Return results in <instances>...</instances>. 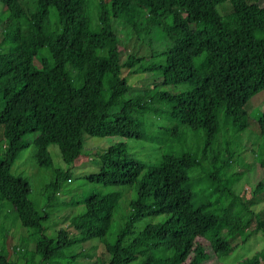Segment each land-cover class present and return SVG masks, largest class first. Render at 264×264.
Listing matches in <instances>:
<instances>
[{
    "label": "trees",
    "instance_id": "obj_1",
    "mask_svg": "<svg viewBox=\"0 0 264 264\" xmlns=\"http://www.w3.org/2000/svg\"><path fill=\"white\" fill-rule=\"evenodd\" d=\"M261 1L54 0V30L46 39L28 14L27 0H0V126L6 146L0 202L12 208L32 239L18 263L9 258L15 251L2 228L0 264H72L82 256L79 244L92 239L106 255L98 264H217L232 249L233 236L242 243L256 232L264 237V218L235 193L238 175L231 171L242 154L237 136L251 125L257 144L249 156L264 177V109H254L249 120L243 108L264 91ZM224 4L226 11L219 13ZM116 20L136 36L141 28L147 59L122 55L111 26ZM153 29L161 33L159 40L148 36ZM123 70L149 71L159 86L130 92ZM75 114L86 117V127ZM112 136L158 145L159 161L142 165L123 143L95 156L83 149L86 137ZM28 145L36 166L52 173L39 208L26 183L9 172ZM50 145L64 165L92 163L95 170L85 182L106 188L84 193L70 235L44 226L50 216L43 206L69 177L67 170L51 169ZM117 187L131 188L133 196L108 234ZM259 187L264 183L254 190ZM153 217L159 219L134 231L137 222ZM262 259L264 243L234 264Z\"/></svg>",
    "mask_w": 264,
    "mask_h": 264
},
{
    "label": "rangeland",
    "instance_id": "obj_2",
    "mask_svg": "<svg viewBox=\"0 0 264 264\" xmlns=\"http://www.w3.org/2000/svg\"><path fill=\"white\" fill-rule=\"evenodd\" d=\"M259 3L263 4L264 2L261 1ZM53 4L54 0H27L26 7L28 14H30V17L39 27L41 34L46 39H51L54 30ZM254 7L255 5H251L249 9L253 10ZM217 10L219 13H224L226 11V5L218 6ZM111 26L119 41L122 55L133 54L136 57H143V59L148 58V47H146L145 43L146 36L140 39L141 28L137 29L138 35L136 36L132 28L123 21H113ZM148 36H154L159 40L161 33L157 29H153ZM122 74L125 76L127 88L130 92L150 90L159 86V78L151 75L149 71L130 75L123 70ZM176 91L177 89H174V91H170V93H176ZM243 108L249 113V120L254 119L255 116L252 111L254 109L260 111L264 109V91L261 90L255 93L252 98L246 101ZM75 119L80 126H87V119L85 116L75 114ZM153 121L159 124L157 119ZM250 126L251 125H248L246 129L237 136L239 142L241 141L240 143H243L240 146V152L243 156L240 154L238 158L236 157L235 160L233 159L232 161L231 171L238 175L232 188L235 193L239 194L247 203L251 204L253 211H256L264 218V188L259 187V190H254L258 182L264 183V177L257 165L251 163L253 159L249 156L250 150L255 151L257 144L256 134ZM119 143H123L125 145V151L132 155L134 159L142 165H155L159 161V146L153 143H147V141L143 140L121 139L116 136L103 138L86 137L83 140V149L95 156L105 150L114 148ZM5 147L0 126V156L4 152ZM46 153L51 161V169L67 170L69 172V177L61 183L51 203L43 206V209L50 216L44 223V226L46 231L52 234L56 232V229L60 228L70 235L74 233L71 220L74 214H76L77 208H79L80 201L86 195L84 193L91 191L106 192V188L85 182V176L95 170V166L89 161H83L78 165L70 167L69 165H64L60 161L55 146L50 145L46 147ZM33 155L34 147L32 145H28L20 150L15 159L11 162L9 172L14 176H18L26 183L29 190V197L33 205L39 208L43 202L42 194L44 187L49 183L52 173L50 170L36 166ZM115 190L119 193L118 206L116 212L112 216V221L109 223L108 234L113 233L116 228V214L121 213L123 203L125 202L126 204L133 196V190L131 188L129 190L127 187H117ZM158 219L159 217L142 219L135 224L134 231L138 232L145 224L153 223ZM252 225L253 220L251 219L250 226ZM2 228L4 229L3 236L10 239V245L14 247L15 251L10 253L9 258L11 260H16L18 263L23 262L24 258L18 255V253L27 250L25 252L28 254V251L32 248V239L26 234L27 230L22 228L15 219L12 208L0 202V230H2ZM228 242L232 249L227 255L218 257L217 264H234L240 259L250 256L253 252L262 247L264 237L259 232H256L250 235L244 243L240 242V238L237 235L230 238ZM79 248L81 249L82 256H77L72 264H98L100 260H104L106 257L101 245L96 243L94 239L79 244ZM73 249L78 250V248L75 247ZM33 262L38 263V259L34 258ZM258 264H264V259L260 260Z\"/></svg>",
    "mask_w": 264,
    "mask_h": 264
}]
</instances>
